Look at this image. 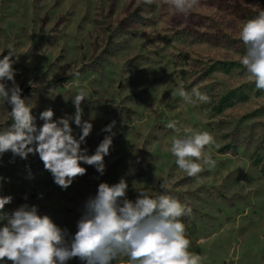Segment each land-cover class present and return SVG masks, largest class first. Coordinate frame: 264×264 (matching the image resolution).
Instances as JSON below:
<instances>
[{"label": "rangeland", "instance_id": "1", "mask_svg": "<svg viewBox=\"0 0 264 264\" xmlns=\"http://www.w3.org/2000/svg\"><path fill=\"white\" fill-rule=\"evenodd\" d=\"M261 10L264 0H199L187 17L172 14L161 0H0V58L16 52L15 80L37 124L48 108L54 118L73 114L71 98L80 90L88 93L83 119L93 123L82 145L89 154L109 135L102 129L115 122L104 174L82 164L87 174L66 190L38 155L0 156V195L13 197L5 211L35 205L74 233L99 183L125 177L129 199L147 190L192 208L181 221L201 264H264V174L252 161L255 146L264 144V91L245 74L239 39L242 25ZM192 88L209 102L179 96L180 89ZM221 98L227 102L216 110ZM9 110L0 98V131L12 123ZM170 120L179 121V132L165 127ZM184 127L214 138L204 154L215 166L196 177L179 169L170 151ZM252 136L255 144L248 141ZM161 181H167L166 193Z\"/></svg>", "mask_w": 264, "mask_h": 264}, {"label": "clouds", "instance_id": "2", "mask_svg": "<svg viewBox=\"0 0 264 264\" xmlns=\"http://www.w3.org/2000/svg\"><path fill=\"white\" fill-rule=\"evenodd\" d=\"M153 2L144 0L146 4ZM161 3L172 14L187 17L197 11L199 0ZM239 39L246 49L240 58L245 74L257 90L264 91V10L242 25ZM17 60L11 49L0 58V98L10 106L8 116L12 121L10 127L0 131V156L10 152L13 159L27 160L29 155H38L44 170L63 190L87 174L82 164L103 175L115 122L102 129L109 135L89 154L82 145L92 133L93 123L83 119L82 103L88 100V93L80 90L71 98L73 114L54 118V111L48 108L40 112L43 123L38 125L15 80L13 65ZM178 94L187 103L210 100L197 88L190 92L180 89ZM73 124L80 129L78 135ZM178 124L170 120L165 127L179 132ZM211 144L214 138L209 132L184 127L182 135L172 138L170 151L179 169L196 177L206 167L210 170L215 166L211 155L204 154ZM27 171L28 178L33 179L30 167ZM3 180L0 176V189ZM160 188L166 193L167 181H161ZM127 190L125 177L113 184L99 183L96 194L86 199L74 233L58 226L49 215H40L35 205L25 203L5 211L13 197L0 195V264H68L73 259L85 264H201L202 257L189 251L190 240L181 221L191 215L192 208L172 195L153 196L147 190H137L135 199H129Z\"/></svg>", "mask_w": 264, "mask_h": 264}, {"label": "trees", "instance_id": "3", "mask_svg": "<svg viewBox=\"0 0 264 264\" xmlns=\"http://www.w3.org/2000/svg\"><path fill=\"white\" fill-rule=\"evenodd\" d=\"M224 100H226V98H221L219 100L220 102H218V105L216 106V110L220 109L221 104L223 103ZM225 102H227V100ZM238 124H242V123L238 122ZM255 139L252 136V137H250L248 139V141H252L255 144ZM233 141H235V140H233ZM231 148H233L234 151H237L238 148H239L238 143L235 142L234 145H232ZM226 150H229V148L226 149ZM254 155H256L255 156L256 158L252 160L253 161V164L255 165V167H257V168H259L261 170V173L262 174H264V144L259 145V143H258L255 146Z\"/></svg>", "mask_w": 264, "mask_h": 264}]
</instances>
